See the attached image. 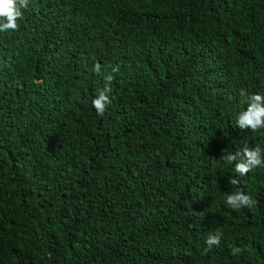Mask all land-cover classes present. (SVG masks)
<instances>
[{"label": "trees", "instance_id": "16d2710c", "mask_svg": "<svg viewBox=\"0 0 264 264\" xmlns=\"http://www.w3.org/2000/svg\"><path fill=\"white\" fill-rule=\"evenodd\" d=\"M22 11L0 32V264H264V166L221 160L264 149L236 124L240 90L264 95V0Z\"/></svg>", "mask_w": 264, "mask_h": 264}, {"label": "clouds", "instance_id": "9594fccd", "mask_svg": "<svg viewBox=\"0 0 264 264\" xmlns=\"http://www.w3.org/2000/svg\"><path fill=\"white\" fill-rule=\"evenodd\" d=\"M28 0H0V32L9 30H17L19 28L18 21L23 18L22 9L27 8ZM116 68L114 71H118ZM96 73H100L101 65L97 63L94 67ZM113 77L107 76L103 90H100L97 96L93 99L92 104L97 111V114L103 116L106 105L111 103L109 93L112 91L111 81ZM240 96L243 103H247V109L241 112L236 120V124L241 130H251L257 132L264 129V95L252 94L248 95L244 89L240 90ZM226 164L232 165L235 162V172L240 176H246L254 168L264 166V149L260 146L253 148L244 147L236 153L227 152L222 156ZM229 183L237 185L239 181L236 178H229ZM255 201L251 196L244 194L242 191L233 192L226 196V204L234 209L253 207ZM222 233L217 231L215 234H209L206 238L207 248L205 252L213 247H218L221 243ZM234 251H239L234 250Z\"/></svg>", "mask_w": 264, "mask_h": 264}]
</instances>
